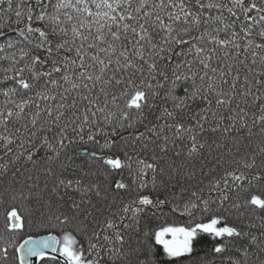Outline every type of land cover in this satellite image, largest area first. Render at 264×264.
<instances>
[{
    "label": "snow or ice",
    "instance_id": "snow-or-ice-1",
    "mask_svg": "<svg viewBox=\"0 0 264 264\" xmlns=\"http://www.w3.org/2000/svg\"><path fill=\"white\" fill-rule=\"evenodd\" d=\"M0 206V264H264V0H0Z\"/></svg>",
    "mask_w": 264,
    "mask_h": 264
},
{
    "label": "trees",
    "instance_id": "trees-1",
    "mask_svg": "<svg viewBox=\"0 0 264 264\" xmlns=\"http://www.w3.org/2000/svg\"><path fill=\"white\" fill-rule=\"evenodd\" d=\"M84 149L81 150V155L84 154ZM4 207L0 206V241L3 239H12L14 243H22L24 239H27L28 237H39L43 236V234H54L50 233L44 228H39L34 225L32 226H26L22 231H19L15 236H11L5 233L4 231V224H5V213H4ZM169 222H171V218H169ZM158 223L163 224L164 221H158ZM206 242L208 244L211 243V240L206 238ZM14 254V250L10 249V255ZM52 257L44 256L43 258H38L35 264H62V258L57 259L56 261H53L51 259Z\"/></svg>",
    "mask_w": 264,
    "mask_h": 264
},
{
    "label": "water",
    "instance_id": "water-1",
    "mask_svg": "<svg viewBox=\"0 0 264 264\" xmlns=\"http://www.w3.org/2000/svg\"><path fill=\"white\" fill-rule=\"evenodd\" d=\"M46 235L47 234H43V236H46ZM43 236L32 237V238L39 239V238H41ZM45 256H48V257L56 256L57 259H60V257L58 256V254L55 253V252H52L50 249L45 251ZM38 258H40V257H28L27 260L29 261V264H34Z\"/></svg>",
    "mask_w": 264,
    "mask_h": 264
},
{
    "label": "rangeland",
    "instance_id": "rangeland-1",
    "mask_svg": "<svg viewBox=\"0 0 264 264\" xmlns=\"http://www.w3.org/2000/svg\"><path fill=\"white\" fill-rule=\"evenodd\" d=\"M37 261V260H36ZM35 264V263H34Z\"/></svg>",
    "mask_w": 264,
    "mask_h": 264
}]
</instances>
